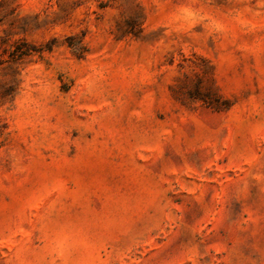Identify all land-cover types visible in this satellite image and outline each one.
<instances>
[{
	"label": "rangeland",
	"instance_id": "rangeland-1",
	"mask_svg": "<svg viewBox=\"0 0 264 264\" xmlns=\"http://www.w3.org/2000/svg\"><path fill=\"white\" fill-rule=\"evenodd\" d=\"M0 264H264V0H0Z\"/></svg>",
	"mask_w": 264,
	"mask_h": 264
}]
</instances>
